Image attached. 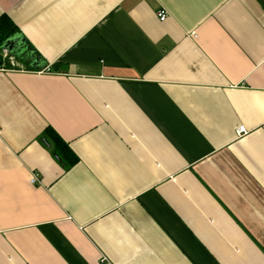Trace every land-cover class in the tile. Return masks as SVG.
Segmentation results:
<instances>
[{
	"label": "crops",
	"instance_id": "obj_1",
	"mask_svg": "<svg viewBox=\"0 0 264 264\" xmlns=\"http://www.w3.org/2000/svg\"><path fill=\"white\" fill-rule=\"evenodd\" d=\"M0 16L18 39L0 264H264V0H0Z\"/></svg>",
	"mask_w": 264,
	"mask_h": 264
},
{
	"label": "trees",
	"instance_id": "obj_2",
	"mask_svg": "<svg viewBox=\"0 0 264 264\" xmlns=\"http://www.w3.org/2000/svg\"><path fill=\"white\" fill-rule=\"evenodd\" d=\"M15 26L9 18L6 16H0V46L4 45L6 40L13 37L15 34ZM12 53L16 50H11ZM19 57L26 60L27 62H32L36 56V52H32L26 45L24 46V51L19 54ZM42 60H40L41 62ZM42 63V62H41ZM46 65V62H44ZM55 64L52 65V67ZM43 138L50 143L52 153L57 155V159L62 165L64 170L69 169L73 164L78 161L76 154L69 148L67 143L58 135V133L51 127H46L44 130Z\"/></svg>",
	"mask_w": 264,
	"mask_h": 264
},
{
	"label": "built area",
	"instance_id": "obj_3",
	"mask_svg": "<svg viewBox=\"0 0 264 264\" xmlns=\"http://www.w3.org/2000/svg\"><path fill=\"white\" fill-rule=\"evenodd\" d=\"M167 16H168V14H167V12L164 10V9H161V10H159L158 12H157V17H158V19L160 20V21H164L166 18H167ZM193 37H195V34H193ZM3 52H5L6 54L7 53H9V50H8V48H6V47H3ZM8 55V54H7ZM9 58H11V57H9ZM0 69H3V68H1L0 67ZM247 133V130L245 129V127L244 126H238L237 128H236V135L237 136H242V135H244V134H246ZM38 181V179H37V175L34 173V174H31V176H30V182L31 183H36ZM103 259V258H102Z\"/></svg>",
	"mask_w": 264,
	"mask_h": 264
},
{
	"label": "rangeland",
	"instance_id": "obj_4",
	"mask_svg": "<svg viewBox=\"0 0 264 264\" xmlns=\"http://www.w3.org/2000/svg\"><path fill=\"white\" fill-rule=\"evenodd\" d=\"M3 47L4 45L0 46V67L6 65V62H10L9 64L14 65L15 64L14 58L7 57V54L2 51Z\"/></svg>",
	"mask_w": 264,
	"mask_h": 264
},
{
	"label": "water",
	"instance_id": "obj_5",
	"mask_svg": "<svg viewBox=\"0 0 264 264\" xmlns=\"http://www.w3.org/2000/svg\"><path fill=\"white\" fill-rule=\"evenodd\" d=\"M15 42H18V39L16 37L9 38V39L6 40V42L4 44V47H7V48L11 49ZM37 61H38V57L35 58L32 61V63L35 64V63H37ZM45 143L48 144L47 142H45ZM54 155L57 158V155L56 154H54Z\"/></svg>",
	"mask_w": 264,
	"mask_h": 264
}]
</instances>
